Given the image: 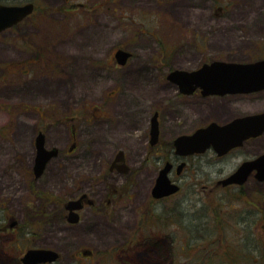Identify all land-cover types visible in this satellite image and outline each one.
Segmentation results:
<instances>
[{
  "label": "rangeland",
  "instance_id": "374dc122",
  "mask_svg": "<svg viewBox=\"0 0 264 264\" xmlns=\"http://www.w3.org/2000/svg\"><path fill=\"white\" fill-rule=\"evenodd\" d=\"M69 2H83L85 9L72 10L71 15L64 16L63 4L35 0L48 11L47 15H36L33 17L36 21L24 22L19 28V41L15 36L17 32L0 38V63L15 60L22 66L26 60L34 62L31 65L33 74L0 80V190L5 189L6 193H0V204H5L8 210L6 200L13 201L19 211L18 217L24 212L25 218L26 213L29 214L24 211L28 200L25 188L31 185L43 192L35 195L37 203L31 205L36 209L29 215L32 222L42 216L39 211L43 205L47 212L42 216L44 221L38 220L42 224L35 230V238L20 235L19 254L0 251V264H19V257L27 248L54 251L58 260L46 264H139L141 261L157 264L152 255L142 253H131L128 259L121 255L112 257L109 251L114 244H123L121 240L62 233L63 225L51 220L55 217L51 214L55 207L49 206L50 211H47L46 195L62 196L66 168L62 158L72 147H75L74 155L80 152L79 148H85L88 132L92 130L87 124L82 128L88 108L99 105L102 108H134V98L143 100V108H153L160 103L164 108H172L175 90L166 80H161V73L187 71L201 62L216 59L249 62L264 57V0H206L205 10L197 9L204 3L201 0ZM216 11L221 14L220 19L214 18ZM197 30L210 32L206 45L202 44L204 34L196 33ZM243 35L246 37L242 38ZM25 41L33 43L34 50H18L24 49ZM50 41L52 47L48 46ZM45 42L46 47H40ZM113 46L116 50L132 52L134 57L127 65L113 68ZM161 52L164 56H160ZM156 58L162 62L161 70L153 68L152 59ZM51 68L62 71L57 76ZM117 88L116 101L107 102V94ZM244 101L238 108L264 109V93ZM122 112L118 113L117 132L112 134L116 141L124 137ZM79 130L84 132L82 141L77 139ZM39 132L44 135V147L57 149V155L50 159L45 173L36 181L32 170ZM113 148L114 144H107L105 152H112ZM234 163L232 161L230 166ZM74 165L72 161L68 167ZM73 184L70 182L64 190L70 191ZM8 192L13 194L7 196ZM3 240L6 242L0 240V245L6 248L10 241Z\"/></svg>",
  "mask_w": 264,
  "mask_h": 264
},
{
  "label": "flooded vegetation",
  "instance_id": "af4514ba",
  "mask_svg": "<svg viewBox=\"0 0 264 264\" xmlns=\"http://www.w3.org/2000/svg\"><path fill=\"white\" fill-rule=\"evenodd\" d=\"M201 1L204 3L197 9L205 10L206 0ZM58 3L63 4L64 16L71 15L72 10L85 9L83 2L74 4L69 0H53L54 5ZM112 3L114 0H107V4ZM27 5L31 6V12L2 30L0 38H8L17 32L15 36L19 41V28L24 22H34V16L43 17L48 13L35 0L0 1V6L5 7ZM217 10L221 11L220 8ZM218 11L214 12V18L220 19ZM195 32L204 34L202 44L205 42L206 45L210 32ZM48 43L52 47L51 41ZM44 46L46 42L40 45L42 48ZM34 47L33 43L25 41L24 49L18 50L28 52ZM192 48L195 49V46ZM113 49V68H116L119 66L114 54L118 49L114 46ZM127 52L131 56L125 65L134 57L132 52ZM160 56H164L163 52ZM261 59L264 57L249 62ZM152 61L153 68L161 70L162 62L157 58ZM210 62H201L187 71L197 70ZM19 63L15 60H7L4 64L1 62L0 80L8 76L33 74L31 65L34 62L26 60L22 66ZM61 71L51 68V72L57 76ZM168 73H161L160 77L175 90L172 108H164L162 103L153 108H143V100L134 98V108H102L99 105L86 110L89 114L82 119V128H85V124L92 128L85 145L88 151L84 147L79 148L80 152L74 155L75 147H72L70 152L63 155L62 164L66 168L62 196L50 193L45 199V204H49L47 211H50L49 206L55 207L51 212L55 217H51V220L62 224V233L65 234L124 241L123 244H114L109 251L114 258L121 255L128 259L131 253H142L152 255V260L157 264H264V180L258 177L261 172L252 170L239 184L222 183L244 163L264 155V133L247 139L223 155H218L212 147L190 155H179L174 148V141L178 137L192 135L211 123L223 125L236 118L264 113V109L250 111L238 108L245 99L252 100L262 95L264 89L249 94L219 96L203 95L198 88L192 94L185 95L167 80ZM156 77L160 78L158 72ZM144 86L147 85L144 83ZM118 91L119 88L109 92L107 102L116 101ZM121 111L125 131L123 139L116 141L112 134L117 132V118ZM155 121L157 134L152 133V122ZM83 137L84 132L79 130L77 139L82 141ZM107 144H114L112 152H105ZM72 161H75V165L70 168L68 164ZM232 161L235 163L230 166ZM166 164H169L167 178L172 192L162 195L156 189V184ZM44 173L45 169L38 178L34 177L35 180ZM70 182L74 183L70 191L64 190L70 186ZM30 186L25 188L28 200L24 211H29L26 219L23 218L24 212L21 218L18 217L19 211L13 201L6 200L8 210L5 204H0V240L4 242L6 238L10 241L6 248L0 245L3 254H19L20 235L35 238V230L42 224L38 220H45V217L42 218L47 213L45 205L42 210L38 208L42 215L37 217L38 220L33 219L32 222L29 216L36 210L31 206L37 203L35 195L43 193ZM4 191L0 190L1 195H4ZM70 204L74 208H70ZM71 219H76V222ZM26 230L28 233H25ZM28 250L23 251L18 263L23 264L21 258ZM237 259L240 261L237 262Z\"/></svg>",
  "mask_w": 264,
  "mask_h": 264
},
{
  "label": "water",
  "instance_id": "95a60500",
  "mask_svg": "<svg viewBox=\"0 0 264 264\" xmlns=\"http://www.w3.org/2000/svg\"><path fill=\"white\" fill-rule=\"evenodd\" d=\"M31 10L30 5L0 6V32L21 20ZM114 56L116 63L123 66L131 54L118 49ZM167 80L175 84L178 90L185 95L192 94L198 88L201 89L203 95L249 94L264 89V59L250 63L212 61L193 71L173 70L167 75ZM152 133L157 134L156 121L152 122ZM262 133H264V113H259L236 118L224 125L211 123L192 135L178 137L174 141V148L179 155H190L202 153L212 147L218 155H223L232 148L240 146L247 139L258 137ZM44 142V135L39 132L35 140L36 156L33 165L36 178L42 174L48 161L57 155V149H46ZM168 169L169 164H166L156 184V189L161 191L162 195L172 192L167 178ZM254 169L261 172L258 177L264 180V155L255 161L244 163L222 183H242ZM69 207L74 208L71 204ZM71 221L76 222V219H71ZM57 257L58 255L52 250L30 249L21 261L23 264H46L55 262Z\"/></svg>",
  "mask_w": 264,
  "mask_h": 264
}]
</instances>
